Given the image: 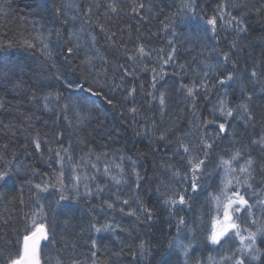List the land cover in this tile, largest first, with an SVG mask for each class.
Here are the masks:
<instances>
[{
	"label": "trees",
	"instance_id": "trees-1",
	"mask_svg": "<svg viewBox=\"0 0 264 264\" xmlns=\"http://www.w3.org/2000/svg\"><path fill=\"white\" fill-rule=\"evenodd\" d=\"M92 2L93 0H0V170H9L11 173L6 182H0L3 184L0 188V264H4L7 256L15 251L12 245L15 244L16 233L25 226L22 217L25 213L30 216L37 208L34 193L38 190L35 185L55 183L57 187H61L58 180L61 169L64 173V185L76 183L72 179L73 175L86 173L89 176L94 175L96 179L87 181L88 188L93 192L91 196L84 195L86 189L83 183L79 185L81 195L75 199L72 189L67 187L64 194L69 196V199L61 201L59 207L55 205V201L59 200V192L55 188L39 192L40 201L48 210L50 222L53 220L52 207H56L58 214L72 210L67 217L56 216L54 239L57 243L56 246L45 249L50 258L49 264H56L58 255H67L63 251L65 242L78 245L76 252L83 260L89 254V246L86 243L89 235L99 238L100 264L105 261L108 264H168L170 253L171 259L174 260L177 253L168 248V242L176 235V221L169 216L160 193L175 187L169 184L170 174L167 166L179 167L177 161L180 157L170 159L175 145L165 152V142L157 139L158 132H145L146 127L151 125V119L145 117L160 120L158 97L161 91H167L165 123L171 124L175 121L179 132L189 131L192 113L185 111L186 102L175 88L180 83V77L176 75L180 71L178 65L190 63L193 57H196V63L207 60L215 64L218 56L222 59V53L230 50V43L238 41L237 49L233 53V58L238 56L240 59L238 75L244 69L245 61L250 66L253 61L264 59L261 56L264 52V13L257 14L255 11V8L261 6L260 3H254L253 0H224L228 5L227 11H232L237 17H243L246 32L238 35V26L235 23L228 27L218 19L217 33L212 37L211 28L207 26L206 21L217 14L222 0H197L195 17L190 14L186 16L179 11L183 0H143L147 19L114 21L110 26L119 24L127 28L130 25L132 39L128 40L127 31L124 33L127 48L132 50L129 54L134 52L138 43H143L151 52V59L146 58L143 63L128 61L120 50L119 31L118 47L110 48L104 34L99 33L98 28L95 29L99 33L96 44L99 56L107 60L105 65L104 61L97 57L95 64L101 72L107 69V83L103 75L100 77V83L104 84L103 93L114 100V104H109L104 95L97 96L88 92L87 85L84 90L64 86L63 78L84 83L79 70L73 69L80 64L85 49L80 50L79 56L74 55L70 63L65 41L71 32L83 27L84 31L79 33L80 42L85 45L91 43L87 33L93 30V25L84 24V20L95 21V7L90 17H84L81 10L75 21L70 18ZM241 3L246 4L247 8L233 7ZM149 6L153 10L151 14L147 12ZM57 8L60 9L59 14ZM165 18L170 25L167 31L163 30L161 23ZM65 19H69L68 24L63 23ZM205 27H208L207 36L202 31ZM137 28L139 32L136 31ZM38 35L47 38L46 50L43 45L35 42L34 38ZM25 40L33 41L36 46L28 47L24 43ZM169 40L172 45H169ZM173 46L176 49L175 60L165 64L164 59L172 52ZM214 47L217 51H213ZM241 48L243 51H240ZM120 65L129 71L136 69L132 76L124 78L123 84L120 78L124 75V69L120 68ZM144 65H147L148 70H141ZM153 67L156 73L152 72ZM57 74L62 76L59 81L56 79ZM154 75L157 77L155 88L152 87ZM161 76L163 79H160ZM116 85L120 87L114 92L111 91L110 88ZM133 87L136 89L134 100L130 98L125 101L126 90ZM232 88L236 89V85H232ZM96 90H99V85ZM149 92L154 93L157 99L151 100L147 95ZM56 93L62 94L63 98L57 101ZM215 95L212 94L210 101L200 100L196 109L197 115L202 113L204 118L208 117ZM228 95L233 105L242 102L238 89L235 91L236 99H232V90H229ZM46 96L47 101L44 99ZM45 103H48L51 111L45 109ZM65 103L68 104L67 111L63 107ZM250 104L253 110L259 113L264 108V96L254 95ZM133 106L138 109L135 114L130 111ZM65 116L68 117L67 120ZM4 125L8 127L5 128ZM59 132H63V136L57 143ZM200 134L197 133V136ZM36 139L41 145L39 152L33 143ZM231 139L229 135L224 140L217 141L218 147L213 150L210 158L213 162L221 148H229ZM4 145H7V148H4ZM61 145L67 148L68 152L61 151L63 160L58 163L56 151ZM69 156L71 160L68 159ZM97 156L100 157L99 160L96 159ZM121 157H131L140 174L149 178L141 183L139 192L135 194L134 177L128 178L127 184L116 186L103 174L106 164L111 165L113 161L119 163ZM131 161L124 160L126 169L130 170ZM92 163L97 164L99 171L91 167ZM112 171L116 172L117 169L112 168ZM205 171L212 175H206L202 183L210 185L208 191H212L218 184L219 176L213 173L211 163ZM98 185H107L105 191L99 194L102 198H98L95 193ZM118 188L121 199L132 200L131 207L137 206L135 196L144 206L152 209V219L144 218L143 214L139 219L127 215V206L125 213L119 211L120 205H117L115 210L107 209L103 201L114 199L111 193L116 192ZM188 195H192L190 190ZM21 197L24 200L23 206L20 205ZM203 201L204 194H201L191 210L185 208L179 215L186 214L191 224L194 217L206 212V209L202 208ZM9 217L12 218L4 224V219ZM169 221L172 227H169ZM90 222H98V226L104 223H118L125 231L81 233V228H87ZM129 232L132 233L131 236L128 235ZM195 235L193 243L196 244V250L191 253L189 264H196V260L201 256L205 258V264H208L209 252L203 234L197 230ZM140 241L145 242L146 251L143 257L136 247ZM114 251L120 253L119 257L113 256ZM134 253L136 259H133ZM182 260L183 258L181 264Z\"/></svg>",
	"mask_w": 264,
	"mask_h": 264
},
{
	"label": "snow or ice",
	"instance_id": "snow-or-ice-1",
	"mask_svg": "<svg viewBox=\"0 0 264 264\" xmlns=\"http://www.w3.org/2000/svg\"><path fill=\"white\" fill-rule=\"evenodd\" d=\"M253 2L261 5L255 8L256 13H264V0H253ZM93 7L96 9L95 21L84 20V24L92 23L93 25V30L87 33L91 43L85 45L80 42L79 33L84 31L83 27L71 32L65 41L66 53L70 58V63L74 55L79 56L80 50L85 49L83 59L73 69V71L79 70L84 83L63 78L64 86L69 89L79 88L84 90L85 85H87L88 92H92L97 96L104 95L109 104H114V100L103 93L104 84L100 83L102 75L106 78L105 83H107V69L105 68L101 72L95 64L97 57L103 60L105 65L107 64L106 58L99 56V49L96 48L97 35L103 33L109 47L117 48V31H119L120 50L123 51L128 61L143 63L146 58L151 59V52L145 48L143 43H138L134 52L129 54L132 50L127 48L124 33L125 31L128 32V40L130 41L132 39L130 25L127 28L121 27L119 24H116L115 27L110 26V23L114 21H125L126 19L143 21L147 19L145 16V3L143 0H93L86 7L78 10L76 15L70 19L75 21L81 10L84 17H90L93 14ZM196 7L197 0H183L179 11L185 13L186 16L190 14L195 17ZM233 7L247 8V5L241 3ZM227 8V3L222 0L217 14L207 18L206 24L211 28L212 37L216 36L218 19L228 27H232L235 23L238 26L236 28L238 35L246 32L243 17L233 15L232 11H227ZM56 11L57 14L60 13L59 8ZM248 11H251V9H248ZM147 12L149 14L153 12L151 6L147 8ZM166 21L167 18H165V21H161L164 31H167L170 27ZM63 23L68 24L69 19H65ZM96 28L99 29V33L95 31ZM136 31L139 32V28ZM202 31L207 36L208 27L203 28ZM57 35L59 36V32H57ZM173 35H175V32H173ZM46 39L43 35L34 38L35 42L43 45L45 50L48 48V44L45 42ZM24 43L28 47L36 46L33 41L25 40ZM168 43L172 45L171 40ZM237 44L238 41L231 42L230 50L222 53V59L218 56L215 64L209 63L207 60L196 63V57H193L190 63L178 65L180 71L176 75H179L180 83L175 91L183 96L186 102L185 111L192 113L193 119L189 121V131L179 132L178 124L175 121L171 124L165 123L164 117L167 115L168 108L167 91H161L158 97L160 120L157 121L154 117H145V119H151V125L146 127L145 132L152 134L158 132L157 139L165 142V152L175 145L170 159H175L176 156L180 157L177 161L179 167L175 165L167 166V171L170 174L169 184L175 185V187L160 193L169 216L176 221V235L169 239L168 248L175 250L177 256L173 260L170 253L168 264H181V258H183L182 264H189L191 253L196 250V244L193 241L196 239L197 230L203 234L205 246L208 247V264H264V247H262L264 246V108L257 113L250 104L254 95L264 96V59L253 61L250 66L245 61L244 69L238 75L237 70L240 68V59L238 56L233 58ZM213 51H217V49L214 47ZM240 51H243V49L241 48ZM175 52L176 49L173 46L172 52L164 59L165 64L170 61L174 62ZM48 55L50 56V53ZM261 56L264 57V52L261 53ZM119 67L124 69V75L120 78L121 84H123L124 78L132 76L136 69L133 68L129 71L123 65ZM53 68H55L54 64ZM141 70H148L147 65H144ZM151 70L156 73L154 67ZM114 76L115 72L113 73ZM56 79L59 81L62 76L57 74ZM156 79L157 77L154 75L153 88L156 87ZM160 79H163V76ZM97 85H99V90H96ZM232 85H236V89H233ZM119 87L120 85H116L110 90L114 92ZM237 89L239 99L242 102L233 105L228 93L229 90H232V99H236L235 91ZM126 91L127 95L124 96V100L128 101L130 98L134 100L135 87ZM213 93L216 94L215 101L209 109L208 117L204 118L202 113L197 115L196 109L200 100H212ZM147 95L151 97V100L157 99V96L152 92L147 93ZM62 98V94H55L57 101ZM44 99L47 101L48 97L46 96ZM44 107L48 111L52 110L49 108L48 103H45ZM63 107L67 111L68 104L65 103ZM130 111L135 114L138 109L133 106ZM64 118L68 119L67 116ZM4 127L7 128L8 125H4ZM210 128L211 130H209ZM241 128L242 131H240ZM229 129H231V132H229ZM197 133L201 134L197 136ZM229 135L232 138L229 148H221L217 154V159L213 162L210 158L213 150L218 147L217 141H222ZM62 136L63 132L57 133V143L60 142ZM33 143L39 152L41 147L39 140L36 139ZM3 147L7 148V145ZM49 151L51 152V149ZM61 151L67 153L68 149L63 148L61 145V148L56 151L58 163L63 160ZM68 159L71 160V156ZM96 159L99 160L100 157L97 156ZM125 159L131 161V157H121L119 163L113 161L111 165L106 164L103 174L116 186L127 184L128 178L134 177L135 187L133 193L135 194L139 192L141 183L149 178L140 174L134 161H131L130 170L126 169ZM210 163L213 166V173L219 176V182L212 191H208L210 185L206 186L202 183L206 175H212V173H206L205 171ZM91 167L99 171L96 163H92ZM112 168L117 169V171L113 172ZM73 172H76V166L73 167ZM10 174L9 170H0V182H6ZM63 176L64 173L61 169L58 176L61 187H57L55 183H45L43 186L41 184L35 185L38 190L37 193H34L37 208L30 216L25 213L22 217L25 220V226L16 233L17 238L15 244L12 245L15 251L7 256L4 264H49L50 258L47 256L45 249L56 246L57 242L54 239L56 216L65 215L67 217L69 213H72L71 209L59 214L56 212V207H59L60 202L69 199V196L64 194L66 188L70 187L72 189L73 199H75L81 195L79 185L83 183L86 189L84 195L91 196L93 192L88 188L87 181L96 179L94 175L89 176L86 173L73 175L72 179L76 183L64 185ZM2 187L3 184H0V188ZM106 187L107 185L97 186L95 193L98 198H102L99 194L103 193ZM49 188H55L59 192V200L55 201L56 207L51 209L53 212L51 222L49 221L48 210L39 198V192H47ZM189 190L191 196L188 195ZM157 191H159V188H157ZM201 194H204L202 208H205L206 212L194 217L190 224L187 215H179V213L185 208L191 210ZM111 196L114 199L103 201L107 209L115 210L117 205H120L119 211L125 213L127 206V215L136 216L139 219L140 215L143 214L144 218L152 219V209L144 206L138 197L134 196L137 206L131 207L132 200L128 198L121 199L119 188L116 192L111 193ZM11 202L12 200L9 201V203ZM20 205H24L22 197ZM11 218L4 219V224H7L8 219ZM93 221H95V217H93ZM169 227H172L170 221ZM117 230L125 231L118 223H104L98 226V222H90L87 228H81V233L87 231L98 234L101 232H116ZM128 235L131 236L132 233L129 232ZM86 243L89 246V254L81 260L76 252L78 245L75 243L69 245L65 242L63 251L67 255H58L56 264H100L98 257L100 250L99 238L89 235ZM136 247L140 250V256L143 257L146 251L145 242L140 241ZM112 254L117 257L120 255L115 251ZM133 259H136L135 253ZM104 264H108V262L105 261ZM196 264H205V258L201 256L196 260Z\"/></svg>",
	"mask_w": 264,
	"mask_h": 264
},
{
	"label": "rangeland",
	"instance_id": "rangeland-1",
	"mask_svg": "<svg viewBox=\"0 0 264 264\" xmlns=\"http://www.w3.org/2000/svg\"><path fill=\"white\" fill-rule=\"evenodd\" d=\"M218 182H219V179H218Z\"/></svg>",
	"mask_w": 264,
	"mask_h": 264
}]
</instances>
